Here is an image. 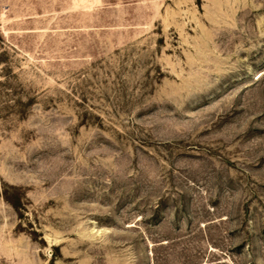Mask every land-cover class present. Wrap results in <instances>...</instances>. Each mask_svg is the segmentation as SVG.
Listing matches in <instances>:
<instances>
[{
  "label": "rangeland",
  "instance_id": "374dc122",
  "mask_svg": "<svg viewBox=\"0 0 264 264\" xmlns=\"http://www.w3.org/2000/svg\"><path fill=\"white\" fill-rule=\"evenodd\" d=\"M0 264H264V0H0Z\"/></svg>",
  "mask_w": 264,
  "mask_h": 264
}]
</instances>
